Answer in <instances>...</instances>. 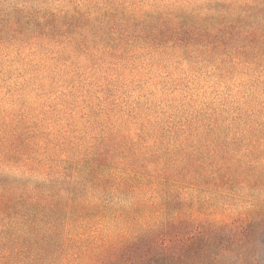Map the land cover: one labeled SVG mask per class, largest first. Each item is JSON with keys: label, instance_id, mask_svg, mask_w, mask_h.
<instances>
[{"label": "trees", "instance_id": "trees-1", "mask_svg": "<svg viewBox=\"0 0 264 264\" xmlns=\"http://www.w3.org/2000/svg\"><path fill=\"white\" fill-rule=\"evenodd\" d=\"M0 46L264 69V0H0ZM254 85L236 116H135L90 143L1 124L0 264H264V201L240 194L264 193Z\"/></svg>", "mask_w": 264, "mask_h": 264}, {"label": "rangeland", "instance_id": "rangeland-1", "mask_svg": "<svg viewBox=\"0 0 264 264\" xmlns=\"http://www.w3.org/2000/svg\"><path fill=\"white\" fill-rule=\"evenodd\" d=\"M55 57L0 46V125H14L26 116L32 123L51 125L50 132L66 133L75 143H90L107 124L119 126L123 120L131 127L135 116L164 120L232 108L236 116L235 107H249L260 93L254 84L264 79V69L255 66L146 57L115 67L81 55L61 61ZM256 103L264 104V95ZM253 183L240 194L264 201L261 188Z\"/></svg>", "mask_w": 264, "mask_h": 264}]
</instances>
